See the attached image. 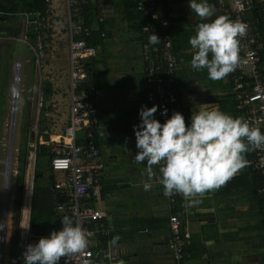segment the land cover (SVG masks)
I'll return each mask as SVG.
<instances>
[{"label":"crops","instance_id":"0c3cea01","mask_svg":"<svg viewBox=\"0 0 264 264\" xmlns=\"http://www.w3.org/2000/svg\"><path fill=\"white\" fill-rule=\"evenodd\" d=\"M127 1L94 0L99 9L98 24L102 25L99 35L103 34V37L100 36L101 44L94 56V61H96L94 69L99 73L100 80L98 81L103 83L102 89L97 92L96 101L100 102L103 107L98 111L100 121L106 125L105 129L99 131L98 137L95 134L103 163L102 189L95 203L106 198L109 191L112 192L109 199L113 205L109 212L106 214L101 211L105 214V224L109 229V237L113 246L123 251L115 264H176L166 246L167 221L171 214L179 218L183 229L189 235L184 246L185 259L182 264H264V214L259 209H253L250 192L242 190L241 187L231 192L223 184L196 197L200 201L198 204H190L188 199L179 195L170 209L171 205L163 196L161 186L156 183L159 172L155 165L152 166L154 177L151 187L147 191L143 189V183L148 180V177L145 163L134 162V155L138 150L135 147L133 125L139 123L138 110L141 105L151 107L152 104L146 102L144 97L146 84L139 42L142 38L140 34L142 21L136 13L126 11ZM207 2L214 13L213 0H207ZM161 9L170 17L169 31L178 64L175 73L178 85V90H176L178 105L180 106L178 107L186 114L188 123L191 113L202 104H209V107H216L234 118H239L235 111L229 110L228 98L221 99L222 96L230 95L228 74L223 79L212 80L208 78L206 70L196 71L190 65L193 50L188 44L189 37L195 34V27L198 23L210 21L215 17L202 20L189 8L188 0H165ZM53 11L54 9L49 6L48 18L54 13ZM60 16V14L53 16L50 21ZM21 23L23 25L22 21ZM53 34L51 31V37ZM41 39L42 36H38V41ZM5 53L6 51L3 50L2 60ZM67 56L66 43L68 63ZM17 59L21 61V57ZM213 97L216 99L213 100ZM40 108L41 99L36 122ZM50 110L46 114L49 128L43 132L49 136L48 142L53 139L52 135H58L51 133L50 130ZM153 115L157 119L156 114ZM67 119L68 102L65 125ZM78 136H82V133H78ZM47 141H42L40 144L46 145ZM26 147L30 148L29 145ZM34 149L27 153L28 163L20 187L16 181L17 158L16 169L13 168V156L7 158L9 148H7L5 157L0 159L2 165L5 158L9 160V166L7 167L4 163V169L0 171V176L4 179L0 192V219L4 212V227L0 230V234L4 235V243L11 177L15 193L11 200L13 203V218L12 215L11 218L15 226V233L12 235L14 258L10 264H23L24 246L34 241L27 238L28 228L27 231L23 230L29 224L30 217L36 162ZM13 151L12 146L11 153ZM104 151H109V154L105 156ZM16 152H18L17 149ZM248 155L250 156L248 151L244 153L246 165L231 178L249 170ZM29 160L31 164L34 160L32 166L29 165ZM110 163L112 170L116 172L113 173L110 169L113 177L108 184L106 180L110 176L107 175L106 165ZM53 178H55L54 174ZM41 184L44 185L43 182ZM17 204H19V210L16 208ZM54 204L53 194V206ZM96 208L100 210L99 207ZM17 228L19 229L18 235L15 238ZM23 234H26L25 238ZM116 236L119 239L113 243V238ZM0 264H4L2 259Z\"/></svg>","mask_w":264,"mask_h":264},{"label":"built area","instance_id":"2783aa9c","mask_svg":"<svg viewBox=\"0 0 264 264\" xmlns=\"http://www.w3.org/2000/svg\"><path fill=\"white\" fill-rule=\"evenodd\" d=\"M63 2L67 14L64 30L68 55V119L62 133L56 135L57 139H51L45 144L51 147L49 166L55 175L52 185L54 213L60 217L69 216L74 224H79L86 232L88 245L82 252L61 257L59 264H115L123 251L113 246L109 229L105 224V214L95 206L98 193L102 189L103 163L100 151L93 142V136L94 132L105 129V126L100 121L99 111L94 106L91 95L81 90L87 77L83 61L96 55V48L87 45L83 39L89 37L91 31L97 30V27H85L82 21L75 20L79 9L77 0ZM163 3L165 0L136 2V11L143 12L146 19L140 28L142 38L139 41L146 84L144 97L149 104L157 106L155 114L160 123L173 112L183 114L186 121L187 116L178 107V97L174 91V86L177 85L175 73L178 64L172 48L171 35L164 31L169 27L170 17L162 11ZM216 6V17L223 15L245 25V33L239 37L240 61L230 72V95L239 118L246 120L250 127L259 128L264 133V62L261 60L264 56V31L261 28L264 22V0H216ZM50 7L53 8L51 3ZM52 15L57 16L52 13L48 21L52 20ZM33 16L34 20H30L28 16L21 15L22 27L27 29L33 26V30L38 32L39 14L34 13ZM52 22H55V19L48 24L52 25L51 31ZM152 32L160 38L159 43L154 45L148 43V37ZM100 36L103 37V34ZM36 48L39 57L42 50L40 41ZM14 63L16 66L18 61ZM90 90L93 91V88ZM18 97V93L12 96L14 100L12 112L13 106L17 109L15 101ZM162 109H167L163 116ZM78 133H82L87 142L78 144ZM248 152L253 170L264 176V147L255 148L249 145ZM11 154L13 156V153ZM33 162L34 160L32 164ZM4 163L9 166L7 158L3 160V165ZM155 166L159 168V165ZM156 183L162 187V194L171 205V209L180 194L165 195L158 179ZM258 195L264 204V186L258 190ZM3 227L4 221L1 218L0 230ZM23 230L27 231L25 228ZM167 233L166 246L176 264H182L185 259L184 246L189 235L174 214L168 217ZM3 244L4 235L0 234V263Z\"/></svg>","mask_w":264,"mask_h":264},{"label":"clouds","instance_id":"9594fccd","mask_svg":"<svg viewBox=\"0 0 264 264\" xmlns=\"http://www.w3.org/2000/svg\"><path fill=\"white\" fill-rule=\"evenodd\" d=\"M189 8L202 20L212 17L207 0H188ZM245 25L226 16L198 23L188 44L193 50L190 65L196 70H206L208 78L223 79L240 61L239 37ZM160 38L151 33L149 44ZM202 104L189 117L173 112L163 123L154 118L157 106L138 110L139 123L133 125L135 147L134 162L145 163L148 180L143 183L147 191L154 177L153 165H159L156 177L165 195L180 194L190 204H198L196 197L215 189L229 180L247 163L244 153L249 145L264 147V133L250 127L246 120L234 118L216 107ZM167 109L161 110L165 115ZM60 230L51 231L34 244L24 246L23 264H59L60 258L82 252L88 245L85 230L74 224L69 216L61 218ZM29 224L25 227L27 229ZM119 239L113 238V243Z\"/></svg>","mask_w":264,"mask_h":264},{"label":"trees","instance_id":"16d2710c","mask_svg":"<svg viewBox=\"0 0 264 264\" xmlns=\"http://www.w3.org/2000/svg\"><path fill=\"white\" fill-rule=\"evenodd\" d=\"M77 2V7H79V9L77 11V17L75 20L82 21L85 27H97V30L91 31L90 36L83 40L87 45L93 46L97 49L101 44L99 32L100 29L102 30V25H99L100 23L98 24L99 9H97L94 0H77ZM136 2L137 0H128L125 3V9L126 11L129 10L136 13L139 19L142 21L143 25L146 19H144L145 17L143 12L136 11ZM213 2V16L216 17V0H213ZM49 6V0H0V61L2 60L1 56L3 55V50L6 51V53L4 54V58H6L7 55H9V53L11 52V49H13L12 42L16 43V39H18L19 36H23L25 40L24 47H26L30 53L31 62H39L40 58L38 57V50L36 48V44L38 43V36H42V39L40 41V44H42V49H44L45 44L51 38L52 25H48L51 22L50 20L48 21ZM34 13L39 14V26L37 27L38 32H35L33 30V26L28 27L27 29H23L21 23V15H26L30 20H34ZM261 28L264 31V22L261 24ZM164 31L169 32V34L171 35L169 27L165 28ZM261 60L264 62V56L261 57ZM95 63L96 61H94V57L88 58L83 61L87 77L81 86V90H84L89 95H91L94 106L97 109L96 95L97 92L102 89L103 83H100L98 81L100 79L99 73L94 69ZM3 67H5V64L3 65ZM229 77L230 73H228V80ZM5 84L6 76L0 79V89L1 87H5ZM39 86L41 110L39 112V118L36 122V133L32 136H30L31 134L27 135V137H29L28 139L31 140L30 142L34 145V147H26L28 142L20 145L17 156L18 173L16 175V181L18 186L20 187V185H22L25 168L28 163L27 153L28 151H31L35 148L34 152L36 155V162L34 167V186L32 190L29 227L27 233V238L29 240H34L31 242L33 244L36 242V239L38 240L40 237H47L51 231H58L62 227V217L56 215L53 210V172L49 166V160L52 153L50 152L49 146L40 144V140L47 141L49 138V136L47 134H44L43 132L49 128L46 114L50 110L48 103L51 100L54 91L53 85L50 81L41 80ZM230 86L231 85H229V87ZM177 87L178 85L174 86V91L176 93V90H178ZM91 88H93V91L90 90ZM223 98H228L229 110L231 112L235 111V103L231 95H228L227 97L222 96L221 99ZM212 99L214 100L216 99V97H213ZM145 101L147 102L146 99ZM219 102H221V100ZM187 120L188 118H186L185 121L186 126L188 124ZM99 133V131L94 132L93 136V142L98 149L99 142L95 134L98 137ZM85 142H87V140H85L83 134L80 137L77 135L78 144ZM247 160L249 162V170L241 173L240 175L234 176L229 181L225 182L224 186L226 188L228 187L231 192L239 187H241V189L245 190L246 192H250L252 194L253 203L251 204L253 205V209H259V211L263 212L264 214V204L260 196L258 195V190L264 186V176L253 170L251 164L252 159L249 155L247 156ZM41 182H43L44 185H42ZM16 208H18L17 210H19V204L16 205ZM37 217H40L41 220L37 221ZM18 230L19 229L17 228L15 238L18 235Z\"/></svg>","mask_w":264,"mask_h":264},{"label":"rangeland","instance_id":"374dc122","mask_svg":"<svg viewBox=\"0 0 264 264\" xmlns=\"http://www.w3.org/2000/svg\"><path fill=\"white\" fill-rule=\"evenodd\" d=\"M54 13L60 14L59 18H54L53 23V35L50 40L45 44L44 49L39 54V62L32 63L31 56L26 47H24V37H19L17 43H14V49H11L7 59L0 61V79L6 76L5 87L0 89V159H3L7 151V142L9 138L10 122L12 118V105L14 93H18L19 97L16 99L17 111L15 116L14 134H13V158L14 166L16 169V158L18 152L16 149L20 148L25 142H28L26 146L32 147L31 140L27 135L36 133V114L39 108L40 102V81H50L53 85V96L50 101V119L51 126L50 130L53 134H61L64 127V121L67 116V90H68V77L67 69L68 63L66 61V41H65V30L64 22L66 23L67 14L63 0H51ZM64 21V22H63ZM16 42V41H15ZM18 57H21V70H20V81L17 89L15 90V82L13 75V64ZM6 62V63H4ZM5 64V67L3 65ZM5 68V69H4ZM13 101V102H12ZM12 104V105H11ZM98 110L102 109L100 102L96 103ZM119 122V121H118ZM116 123V122H115ZM32 124V126H31ZM105 128L106 125L104 124ZM25 131V133H24ZM31 136V135H30ZM28 139V140H27ZM33 152V151H32ZM105 156L109 154V151H104ZM29 155V154H28ZM30 162V160H29ZM29 165L32 166L31 162ZM4 169V166L0 164V171ZM116 170H112L111 163L106 165V172L108 184L112 180V173ZM12 177L9 183V201L7 203L6 211V228L5 238L6 241L2 247V261L4 264H10L12 258H14V239L12 235L15 233V226L12 222L13 218V203L12 197L15 196L14 187L12 186ZM4 179L0 176V192L2 191ZM110 189V187H108ZM109 191L106 198L99 200L95 206L99 207L104 213L109 212L110 207L113 205L109 199ZM1 208V201H0ZM12 215V218H11ZM37 221L41 220L40 217L36 218ZM24 238L26 234L22 235Z\"/></svg>","mask_w":264,"mask_h":264},{"label":"water","instance_id":"95a60500","mask_svg":"<svg viewBox=\"0 0 264 264\" xmlns=\"http://www.w3.org/2000/svg\"><path fill=\"white\" fill-rule=\"evenodd\" d=\"M17 61H18L19 64H21L20 59H17ZM14 66H15V63L13 65V68H14ZM13 74H14V71H13ZM16 89H17V87L15 86V90ZM13 134H14V124H12V118H11L10 130H9V138H8L9 150H8V155H7L8 157L7 158H9L11 156V148H12V143H13ZM1 218L4 219V212H2Z\"/></svg>","mask_w":264,"mask_h":264},{"label":"bare ground","instance_id":"6f19581e","mask_svg":"<svg viewBox=\"0 0 264 264\" xmlns=\"http://www.w3.org/2000/svg\"><path fill=\"white\" fill-rule=\"evenodd\" d=\"M20 70H21V66L20 64L18 63L15 68H14V80H15V86L18 87V84H19V80H20ZM13 102V101H12ZM12 105V104H11ZM15 109H16V106L13 107V112H12V124H14V116L16 114L15 112ZM52 138L54 139H57L56 136L52 135Z\"/></svg>","mask_w":264,"mask_h":264},{"label":"flooded vegetation","instance_id":"af4514ba","mask_svg":"<svg viewBox=\"0 0 264 264\" xmlns=\"http://www.w3.org/2000/svg\"><path fill=\"white\" fill-rule=\"evenodd\" d=\"M20 81V80H19Z\"/></svg>","mask_w":264,"mask_h":264}]
</instances>
